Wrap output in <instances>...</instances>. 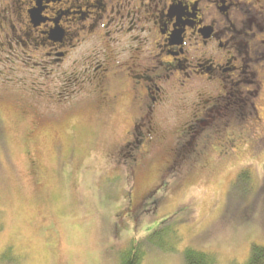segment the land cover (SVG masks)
I'll return each mask as SVG.
<instances>
[{
    "label": "flooded vegetation",
    "instance_id": "flooded-vegetation-1",
    "mask_svg": "<svg viewBox=\"0 0 264 264\" xmlns=\"http://www.w3.org/2000/svg\"><path fill=\"white\" fill-rule=\"evenodd\" d=\"M263 90L264 0H0V100L32 115L21 138L30 171L40 124L123 100L132 111L112 154L121 177L162 146L173 154L169 176L182 164L203 168L214 135L224 155L236 130L264 129ZM172 117L185 120L181 137L163 121ZM130 193L118 219L155 209L152 196L139 209Z\"/></svg>",
    "mask_w": 264,
    "mask_h": 264
},
{
    "label": "rangeland",
    "instance_id": "rangeland-1",
    "mask_svg": "<svg viewBox=\"0 0 264 264\" xmlns=\"http://www.w3.org/2000/svg\"><path fill=\"white\" fill-rule=\"evenodd\" d=\"M259 99L264 123V90ZM21 110L0 100V253L14 260L5 264H119L138 243L142 264H185L186 248L214 254L215 264H244L253 244L264 246V129L236 130L224 155L214 135L204 148L208 164H182L173 176L172 152L153 148L135 177L121 178L112 154L132 111L123 100L112 112L56 113L40 124L30 171L21 138L33 118ZM163 121L181 137L183 118ZM128 191L139 209L153 195L155 209L118 219Z\"/></svg>",
    "mask_w": 264,
    "mask_h": 264
},
{
    "label": "trees",
    "instance_id": "trees-1",
    "mask_svg": "<svg viewBox=\"0 0 264 264\" xmlns=\"http://www.w3.org/2000/svg\"><path fill=\"white\" fill-rule=\"evenodd\" d=\"M259 141L262 140L259 139ZM242 173L241 175H243ZM150 196L153 197V195ZM119 209L120 208H118L117 213L119 212ZM143 254V247H141L139 243L132 244L129 248L122 252L119 264H142ZM184 257L185 264H215L214 254L212 255L208 252L198 251L192 248H186ZM13 261L12 257H9L5 251L0 253V264ZM244 264H264V246L253 244L251 246L250 255Z\"/></svg>",
    "mask_w": 264,
    "mask_h": 264
}]
</instances>
